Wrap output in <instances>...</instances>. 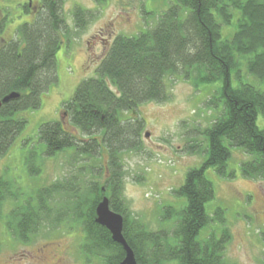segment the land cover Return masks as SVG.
Here are the masks:
<instances>
[{
    "label": "trees",
    "instance_id": "16d2710c",
    "mask_svg": "<svg viewBox=\"0 0 264 264\" xmlns=\"http://www.w3.org/2000/svg\"><path fill=\"white\" fill-rule=\"evenodd\" d=\"M65 1L39 0L37 8H24L33 17L18 25L8 40L2 37L7 15H0V100L19 94L0 107V155L26 126V118L18 113L39 108L58 80L55 55L61 36L67 34L61 13ZM167 8L155 26L107 41L95 76L76 85L60 107L59 120L44 122L38 129L36 140L46 156L69 150L75 159L81 157L82 181L77 176L57 179L20 200L13 183L0 177V207L6 198L16 200L7 225L21 242H29L41 229L78 225L84 235L81 254L89 260L97 257L101 264H121L123 247L95 222L94 210L106 197L110 210L123 217L124 241L137 264H224L232 228L225 224L224 209L207 210L215 189L204 173L211 169L222 178H234L228 162L236 148L249 155L240 162L241 176L264 181V129L256 125L257 116L264 115V89L248 82L253 78L264 85V0H176ZM233 10L239 12L236 29L224 38L221 26L232 24ZM70 13L80 31L98 16L79 6ZM173 76L195 88L215 86L207 101L220 114L209 127L195 132L201 144L186 145L185 150L204 159L199 167L188 169L184 182L173 190L185 205L161 206L164 228L156 230L128 211L122 197V156L140 153L145 121L138 107L169 101L164 81ZM102 150L107 165L91 166ZM30 162L29 172L34 169ZM215 222L222 224L220 234L213 228L203 234Z\"/></svg>",
    "mask_w": 264,
    "mask_h": 264
},
{
    "label": "rangeland",
    "instance_id": "374dc122",
    "mask_svg": "<svg viewBox=\"0 0 264 264\" xmlns=\"http://www.w3.org/2000/svg\"><path fill=\"white\" fill-rule=\"evenodd\" d=\"M38 1L0 0V15H7L2 35L4 40L14 36L18 25L32 19V12L26 13L25 9L31 6L37 8ZM175 1L64 2L61 13L67 25V34L61 36L55 55L58 80L43 96L39 108L18 113L26 118V126L7 151L0 155V177L13 183L20 200L57 179L77 176L82 181L83 176H79L78 170L84 165L81 157L75 159L69 150L56 156L43 154V146L36 140L40 125L59 120L60 107L71 98L76 85L84 78L95 76L97 63L107 41L116 35L131 37L155 26L161 13ZM74 6L92 10L98 16L87 22L83 30H76L70 13ZM233 13L232 24L221 26L224 38H229L236 29L239 12L233 10ZM233 81L235 85L237 81ZM164 82L170 94L169 101L143 103L138 107V114L145 121L140 153L129 152L122 156V197L128 211L149 228L156 230L164 228L160 226L161 206L170 204L180 208L185 205L186 200L173 194V190L184 182L187 170L199 167L204 159L201 154L185 150L186 145L192 141L201 144L203 139L195 132L209 127L220 114L219 109L207 101L211 100L215 86L200 85L195 88L189 81L174 76L166 78ZM248 82L264 89V85L253 78ZM62 117L64 119L65 115ZM256 125L264 129V115L257 116ZM146 133L148 137H145ZM248 157L240 149H232L228 163L229 169L235 173L234 178H222L211 169L204 173L215 189V199L205 205L207 210L211 212L216 207L224 209L225 224L229 230L232 228L231 241L225 246L223 254L224 264H264V181L248 180L241 176L240 162ZM98 158L99 161H91V166L98 167L99 163L107 165L106 151L102 150ZM32 160L34 169L29 172ZM16 203L13 198H6L0 207V264H32L19 256L36 254L38 249L44 250V263L47 264L55 257L62 258L60 264H101L99 258L92 257L89 260L81 254L84 235L78 225L62 224L58 228L41 229L29 242H21L12 236L7 220ZM220 225L218 222L210 224L203 234L207 235L213 228L219 235L222 228ZM13 256L16 261L10 260Z\"/></svg>",
    "mask_w": 264,
    "mask_h": 264
},
{
    "label": "water",
    "instance_id": "95a60500",
    "mask_svg": "<svg viewBox=\"0 0 264 264\" xmlns=\"http://www.w3.org/2000/svg\"><path fill=\"white\" fill-rule=\"evenodd\" d=\"M17 97H19V94L15 92L6 95L0 100V107L3 103H6L11 99H15ZM148 136V133H146L145 137ZM94 211L96 213L95 222L102 227H105L110 232L113 242H116L123 247L125 256L121 264H137L133 251L130 249L126 241H124L125 239L122 234V215L110 210L109 200L106 197L101 199Z\"/></svg>",
    "mask_w": 264,
    "mask_h": 264
},
{
    "label": "flooded vegetation",
    "instance_id": "af4514ba",
    "mask_svg": "<svg viewBox=\"0 0 264 264\" xmlns=\"http://www.w3.org/2000/svg\"><path fill=\"white\" fill-rule=\"evenodd\" d=\"M44 250L43 249H38L36 254L33 253H26V254H21L19 257L21 259H27L28 261H31L32 264H47L44 263ZM17 256V255H15ZM11 261H16L15 257L10 258ZM20 261V260H18ZM62 261V258H54V260L51 263L48 264H60Z\"/></svg>",
    "mask_w": 264,
    "mask_h": 264
}]
</instances>
